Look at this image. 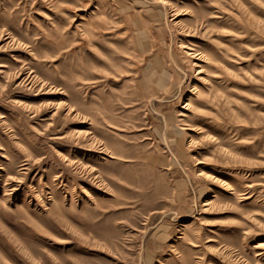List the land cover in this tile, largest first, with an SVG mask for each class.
<instances>
[{
	"label": "rangeland",
	"instance_id": "obj_1",
	"mask_svg": "<svg viewBox=\"0 0 264 264\" xmlns=\"http://www.w3.org/2000/svg\"><path fill=\"white\" fill-rule=\"evenodd\" d=\"M0 264H264V0H0Z\"/></svg>",
	"mask_w": 264,
	"mask_h": 264
}]
</instances>
